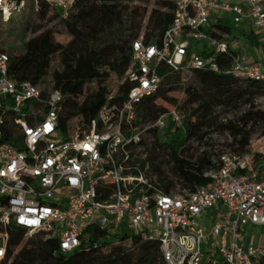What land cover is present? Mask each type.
Listing matches in <instances>:
<instances>
[{
  "label": "built area",
  "instance_id": "obj_1",
  "mask_svg": "<svg viewBox=\"0 0 264 264\" xmlns=\"http://www.w3.org/2000/svg\"><path fill=\"white\" fill-rule=\"evenodd\" d=\"M42 4L68 14L76 0H0V27L19 12L38 13ZM228 17L264 36V0H177L160 45L143 37L133 42V61L120 82L130 85L126 99L104 105L90 129L69 138L59 129L61 91L51 88L44 97L38 86L11 77L0 41V264L12 263L17 251L10 255L9 241L19 229L72 253L88 228L125 225L159 242L165 264H264V243H246L248 228L264 227V137L243 153L218 151L205 173L208 184L193 191L160 192L147 162L157 138L168 130L183 134L188 119L175 107L143 121L141 105L158 91L160 67L219 72L216 57L233 48L231 34L220 29ZM212 27L221 35H211ZM191 38L210 42L214 51L198 55ZM226 74L264 80V60L236 57ZM33 104L44 114L38 110L43 118L30 124L24 117ZM8 112L17 116L13 143L2 141ZM258 155L263 161L256 166Z\"/></svg>",
  "mask_w": 264,
  "mask_h": 264
},
{
  "label": "trees",
  "instance_id": "obj_2",
  "mask_svg": "<svg viewBox=\"0 0 264 264\" xmlns=\"http://www.w3.org/2000/svg\"><path fill=\"white\" fill-rule=\"evenodd\" d=\"M125 1L127 0H76L75 8L68 14L42 4L38 13L31 10L40 23L35 24L33 20L28 23L31 36L26 41L22 54L12 55L7 52L10 55V75L15 80L31 82L41 89L50 79L52 89L61 91L63 101L59 129L65 138H69L77 129L72 123L74 119L80 118L82 130H88L104 105L121 104L126 99L130 85L120 82L133 61V42L143 37L147 45H160L165 32L173 23L177 0H155L150 10L148 6L136 7L133 10L134 18L129 24L101 29L97 33L81 31L79 21L82 15L88 14L93 22L101 24L117 16ZM51 14L53 15L50 16ZM16 16L18 15L13 17ZM53 22L62 30L57 31L51 27ZM144 27L146 30L142 33ZM220 29L226 34H231L232 31L227 25L220 26ZM60 32L84 43L89 49V56L79 57L76 48L70 46L65 51L67 55L62 60L60 69L50 74L52 63L60 51L55 40ZM209 32L213 36L221 35L213 27ZM244 36L251 46H260L259 35L251 31L244 33ZM201 54L208 56L211 52ZM238 55L233 48L227 54L218 55L216 61L220 66L219 72L194 69L184 74L166 65L160 67L159 89L141 105L143 121H155L170 111L160 106L159 101L172 104V108L178 107L188 114L183 134H179L178 130L174 133L168 130L157 138L149 151V173L156 177L154 184L160 192L169 194L177 190L193 191L208 184L205 173L211 169L214 156L205 152L199 157L187 159L186 155L192 150L194 143L203 141L210 132L212 124L216 122L212 117L215 109L238 110L242 106L246 107L237 123L229 121L218 126L233 134L232 146H236V153L251 150L252 129L259 123L263 125L261 138L264 137V110L256 107V101L264 98V80L241 79L226 74ZM111 77L118 79L114 91L107 85ZM93 82L97 85L96 91L85 97L86 86ZM41 91L46 97L50 90ZM179 91L185 93L183 103L173 96ZM83 97L84 100L80 101ZM28 109V115L24 119L30 124L34 122L35 116V122L43 118L37 113L41 109L44 114L41 104H33ZM16 119L13 112L6 114L3 142L13 143L16 140ZM262 159L263 155L257 156L256 166ZM166 164L172 165L181 188L177 189V182L167 176ZM121 229L122 227L101 229L92 226L86 230L80 247L72 253H62L58 241L54 239L44 241L41 237H34L24 243L26 232L19 229L9 241L10 255L17 251L11 264H165L159 242L149 241L138 234L130 238L126 234H120Z\"/></svg>",
  "mask_w": 264,
  "mask_h": 264
},
{
  "label": "rangeland",
  "instance_id": "obj_3",
  "mask_svg": "<svg viewBox=\"0 0 264 264\" xmlns=\"http://www.w3.org/2000/svg\"><path fill=\"white\" fill-rule=\"evenodd\" d=\"M155 0H146L144 2L143 0H127L124 2V5L119 12V14L115 17L109 18L107 21L101 23V24H96L95 22L92 21L91 17L88 14L82 15V18L79 21V27L82 32H94L97 33L101 29H108L112 28L116 25L119 24H129L133 18V10L136 7H143V6H148V9H152L154 5ZM15 15H18L16 17H13L11 21L5 25H2L0 27V41L2 43L3 48L5 51L8 53H12V55H20L22 54L24 50V45L26 41L30 38L31 36V30L28 26V23L30 21H35V24H39L40 22L37 21L36 17H34L33 12L31 10H25L22 12H19ZM51 14L50 16H52ZM216 18L212 19V22L214 23ZM57 23L53 22L51 23V27H53L55 30L59 31L62 30V28L58 25ZM224 25L229 26L232 31H231V38L232 40H235L238 42L237 46V52L239 53V59H244L247 58L249 54L256 60L258 59V54L257 50L258 48L251 46L248 44L247 38L244 36V33H250L251 28L248 25H244L242 27L236 26L232 23L231 17H228L227 22L224 23ZM146 27V26H145ZM143 28L142 33L146 30V28ZM64 32V31H63ZM59 33L57 36H55L56 44L60 47V51L56 58L54 59L52 63V68L50 70V74H52L55 70L60 69L61 67V62L62 60L66 57V49L70 46H74L77 50L78 56L79 57H87L89 56V49L88 47L82 43L74 40L71 36H69L66 33ZM253 32L256 35H259L258 31ZM261 44L259 46V49L263 50L264 52V36L259 35ZM191 44H192V51L197 53L198 55L201 54L202 52H213L215 47L208 41H198L194 38L190 39ZM249 45L250 49H246V46ZM186 79V78H185ZM189 80V79H187ZM118 83V79L115 77H111L109 82L107 83L108 88L111 89V91H114ZM96 83H90L86 86L85 88V97L88 95H92L96 91ZM52 88V84L50 79L48 80V84L45 87H41L42 90L46 89L49 91ZM183 92H176L173 94L175 98L179 99L182 97ZM83 97L80 101H83ZM159 105L162 107H165L169 110L172 109L174 105L168 104L164 101H159ZM256 107L257 109L264 110V98H259L256 101ZM246 109V107L242 106L240 109H215L213 111V118L216 120L214 124H212V128H210V132H208V135L206 138L199 142V143H194L191 148L192 150L190 152H187V159H191L192 157H199L201 154L208 152L209 154L213 156H217L218 151H233L236 152L235 147L232 146L234 144L233 140V134L229 131H223V129H220L218 126L220 124H226L229 121H234L238 122L239 117L241 113ZM82 120L80 118H76L73 120V125L77 127L75 131L72 132V134H83L86 130H82ZM253 134H252V141H255L258 143V141L262 137V132H263V125L261 123L257 124L255 128L252 129ZM166 170L168 171V177L169 179L173 180L174 182H177V189L181 188L182 186L179 184V179L178 175L172 171V165L171 164H166ZM209 213V217H211V213ZM209 224V221L207 222L206 225ZM122 231L120 234H126L130 238H132L134 235L138 233V231H134L132 229H129L128 226H122ZM260 232V231H259ZM29 238L24 239V243L29 241ZM23 243V245H24Z\"/></svg>",
  "mask_w": 264,
  "mask_h": 264
},
{
  "label": "crops",
  "instance_id": "obj_4",
  "mask_svg": "<svg viewBox=\"0 0 264 264\" xmlns=\"http://www.w3.org/2000/svg\"><path fill=\"white\" fill-rule=\"evenodd\" d=\"M237 43L238 42H236L235 40L231 41V45H232L233 49H235V50H237V46H238ZM246 49L247 50L250 49V46L247 45ZM256 50H257L256 52H257V54L259 56L258 59L255 60L251 56V54H249L247 56V58H253L255 61L264 60V52H263V50L259 49V47ZM251 242H253L255 244H263L264 243V227H256V228L250 227V228H248L246 230V243L249 244Z\"/></svg>",
  "mask_w": 264,
  "mask_h": 264
}]
</instances>
